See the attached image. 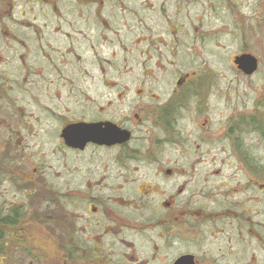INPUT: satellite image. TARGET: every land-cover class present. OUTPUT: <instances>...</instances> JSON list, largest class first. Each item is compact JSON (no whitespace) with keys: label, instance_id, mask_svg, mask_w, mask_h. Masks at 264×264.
Here are the masks:
<instances>
[{"label":"flooded vegetation","instance_id":"flooded-vegetation-1","mask_svg":"<svg viewBox=\"0 0 264 264\" xmlns=\"http://www.w3.org/2000/svg\"><path fill=\"white\" fill-rule=\"evenodd\" d=\"M196 3L0 0V152L9 151L7 164L34 162L33 178L61 180L34 193L47 202L65 193L66 215L49 221L86 264H264V210L260 221L246 216L241 179L218 180L211 167L209 100L219 91L200 80L199 50L215 30L185 12ZM242 39L233 63L247 53L259 69ZM221 122L217 137L238 153L235 111ZM254 181L260 207L264 181Z\"/></svg>","mask_w":264,"mask_h":264},{"label":"rangeland","instance_id":"rangeland-1","mask_svg":"<svg viewBox=\"0 0 264 264\" xmlns=\"http://www.w3.org/2000/svg\"><path fill=\"white\" fill-rule=\"evenodd\" d=\"M252 9L258 11L253 12ZM185 12L192 15L201 14L202 18H199L198 25L215 30L213 34H210L212 38L199 50L201 59L207 62L199 68L200 80L203 83L205 81V89L214 83L213 89L219 91L209 100L210 119L216 133V136L211 137L210 149L211 155L215 152L218 154L211 167L213 171H222L214 176L218 180H228L229 184L241 179L242 196L247 197V202L243 205L246 216L256 214L254 220L260 221L259 215L263 213L264 200L258 207V203L250 198L254 196V190L250 185L256 191L258 187L250 184L249 181L253 177L256 180L255 184L259 180L264 181V172L255 176L249 172V168L256 166L258 162L264 167V133L254 128L260 125L264 130V125L260 124L261 119L264 118V0H197V3L190 5ZM74 19L76 20V17ZM255 23L259 26L256 27ZM75 24L77 26L78 22ZM259 32L263 35V44L258 38ZM241 33L244 36L249 35L248 44L260 60L258 71L251 77L239 71L233 63V56L243 49L244 40H241ZM193 70L194 68L191 67L182 69L183 73ZM171 75L170 73L165 81L169 82ZM169 86L161 84V88L166 92ZM232 111H235L236 124L239 122V126L236 125L239 154L233 152V143L217 137L225 126L219 128L223 124L221 117L224 114L228 116ZM240 127H243L244 131L241 132ZM38 149L40 148L33 147L31 151L36 154L35 151ZM196 151L194 149V152ZM190 154H193V151ZM9 157V151L0 152V171ZM246 161L249 162L246 163ZM33 164L34 162L29 161L16 166L6 163V177L1 178L0 173V209L23 206L18 209L20 220L14 227L7 228L5 241H0L2 244L0 245V264H86L85 256L74 255L69 251L66 233L64 236H57L60 231L54 229L55 222L49 221L51 218L57 216L62 218L66 215L65 207L61 204L65 193L53 192V196L57 198L53 202H47L46 193H34L36 188L45 190L51 180L54 184L55 181L61 183V180H56L57 177L54 176L51 180L44 179V174L41 176L39 173L36 174V178H33ZM12 167H15L13 173L10 172ZM238 168L240 171L236 172ZM207 169L201 164L197 167V171L201 172ZM250 170L253 171L252 168ZM232 176L236 179L233 180ZM253 223L257 225V222ZM135 236V239L139 241L140 236ZM246 239L248 255L253 253L259 258L258 240L247 235ZM136 254L139 257L138 252Z\"/></svg>","mask_w":264,"mask_h":264},{"label":"trees","instance_id":"trees-1","mask_svg":"<svg viewBox=\"0 0 264 264\" xmlns=\"http://www.w3.org/2000/svg\"><path fill=\"white\" fill-rule=\"evenodd\" d=\"M254 128L255 130H260V131L262 130V127H260V125H256V127ZM240 131H244V128L240 127ZM262 131L264 133V130ZM18 217L19 218L21 217L20 214H18V211H14V213L13 212L4 213L0 211V241L1 242H4L6 239L7 232H8L7 228L14 227L18 223V220H19ZM1 242H0V245H2Z\"/></svg>","mask_w":264,"mask_h":264},{"label":"water","instance_id":"water-1","mask_svg":"<svg viewBox=\"0 0 264 264\" xmlns=\"http://www.w3.org/2000/svg\"><path fill=\"white\" fill-rule=\"evenodd\" d=\"M235 63L237 67L247 75L253 74L258 68L256 57L247 53H242V55L236 56Z\"/></svg>","mask_w":264,"mask_h":264},{"label":"bare ground","instance_id":"bare-ground-1","mask_svg":"<svg viewBox=\"0 0 264 264\" xmlns=\"http://www.w3.org/2000/svg\"><path fill=\"white\" fill-rule=\"evenodd\" d=\"M238 124H239V122H237V124H236V125H238ZM238 126H239V125H238ZM241 132H242V131H241ZM15 211H18V209H16ZM13 213H14V212H13ZM18 219L20 220V218H19V217H18ZM18 219H17V220H18ZM19 220H18V221H19Z\"/></svg>","mask_w":264,"mask_h":264}]
</instances>
